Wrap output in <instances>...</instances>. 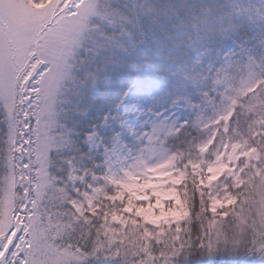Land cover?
Segmentation results:
<instances>
[{"label": "snow or ice", "instance_id": "6c2138e0", "mask_svg": "<svg viewBox=\"0 0 264 264\" xmlns=\"http://www.w3.org/2000/svg\"><path fill=\"white\" fill-rule=\"evenodd\" d=\"M0 264H264V0H0Z\"/></svg>", "mask_w": 264, "mask_h": 264}]
</instances>
